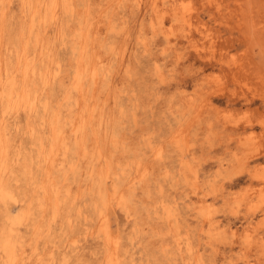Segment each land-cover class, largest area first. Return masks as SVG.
I'll list each match as a JSON object with an SVG mask.
<instances>
[{"label": "rangeland", "instance_id": "rangeland-1", "mask_svg": "<svg viewBox=\"0 0 264 264\" xmlns=\"http://www.w3.org/2000/svg\"><path fill=\"white\" fill-rule=\"evenodd\" d=\"M0 81V264H264V0H0Z\"/></svg>", "mask_w": 264, "mask_h": 264}, {"label": "bare ground", "instance_id": "bare-ground-1", "mask_svg": "<svg viewBox=\"0 0 264 264\" xmlns=\"http://www.w3.org/2000/svg\"><path fill=\"white\" fill-rule=\"evenodd\" d=\"M52 21V20H51ZM79 51V53H77V56H76V58L75 59H77L75 62L77 63V65H78V68H80L81 67V69H82V73L81 74H79V77H77V79L80 81V80H82V82H80V84H81V87L79 86V87H76L75 89H76V91L77 92H80L81 94H84V100L86 101V97H87V87H85V82H86V80L88 79V80H95V78H96V75H97V73L94 71V69H93V67L94 66H97L98 65V61L97 60H95L94 58H93V54H94V52H93V48L92 47H90V49L88 50L89 51V54L87 55L86 53H85V51L83 52V49H81V50H78ZM78 51H76V52H78ZM93 52V53H92ZM91 54V55H90ZM89 55H90V57H89ZM100 64V63H99ZM87 73V74H86ZM80 75H82V77H83V79H80ZM44 77V76H43ZM47 80V79H46ZM44 81V80H43ZM42 81V82H43ZM1 82V81H0ZM46 83V82H45ZM48 83V82H47ZM47 85V84H46ZM13 95V94H12ZM22 95H24L23 97H25V98H28L27 97V95H26V93H22V94H18V93H16V95L15 96H10L9 97V99L10 100H13V101H16V102H23V100H21V96ZM53 96V95H52ZM14 98H16V99H14ZM81 98H83L82 97V95H81ZM34 100H36V101H32L30 104H29V106L27 107V108H30L29 109V111L28 112H30L31 113V111L33 110V112H35L36 110H35V105L37 104V102H38V100H37V98L36 99H34ZM67 101H68V99H67ZM12 102V101H11ZM30 102V101H29ZM84 102V101H83ZM70 103V102H69ZM64 106V105H63ZM68 107V106H67ZM70 107V106H69ZM71 108H74V111H69V113H71V112H73V113H75L76 115H77V118H78V120H77V123H76V127H78V126H80V128L81 129H83V128H85V126H87V125H89V123H91L92 121V118H93V115L90 113V114H88V116L87 115H85V112H83V103L82 102H79V101H77V100H74L73 102H71ZM63 110V109H62ZM70 110V109H69ZM92 110V109H91ZM87 113H88V111H87ZM88 119V120H87ZM87 120V121H86ZM75 123V122H74ZM93 125V124H92ZM102 126V125H101ZM55 127V126H54ZM88 127V126H87ZM99 127V126H98ZM75 128V127H74ZM92 128V127H91ZM100 128V127H99ZM52 130L51 131H53L54 130V128H51ZM94 129V128H93ZM92 129V130H93ZM48 131V130H47ZM57 131H61V130H58L57 129ZM93 131H95V130H93ZM81 132V131H80ZM50 133V132H49ZM52 133V132H51ZM92 133H94V132H92ZM93 135V134H92ZM58 139H60L59 137H58ZM63 139V138H62ZM77 140V139H76ZM94 140V139H93ZM99 139L97 138V140H94V146L96 147V148H98L99 147ZM76 143V142H75ZM39 144H40V141H39ZM52 144H53V142H52ZM52 144H51V146H52ZM42 145V144H41ZM40 145V146H41ZM83 145V144H82ZM88 145H90V144H88ZM39 146V147H40ZM101 146V145H100ZM96 150V149H95ZM49 152V151H48ZM101 157H102V155H100ZM99 158V157H98ZM103 158V157H102ZM92 159V158H91ZM48 161V160H47ZM187 164V163H186ZM33 166V165H32ZM49 172V171H48ZM47 173V172H46ZM83 173V172H82ZM92 173H94V170L92 171V172H90V174H92ZM46 175H48V174H46ZM91 177H92V175H91ZM105 177V176H104ZM48 181V180H47ZM46 185V184H45ZM44 185V186H45ZM109 185V184H108ZM110 192V191H109ZM114 195V194H113ZM46 197V196H45ZM49 197V196H48ZM48 199V198H47ZM53 200V199H52ZM99 200V199H98ZM55 201V200H54ZM53 201V202H54ZM105 202V201H104ZM184 203V202H183ZM47 207V206H46ZM43 209V208H42ZM108 211V210H107ZM169 221V220H168ZM171 221V220H170ZM169 221V222H170ZM109 223V222H108ZM168 223V222H167ZM171 226H172V224L171 223H169ZM174 227V226H173ZM172 228V227H171ZM175 229V228H174ZM111 231V230H110ZM170 231V230H169ZM172 232H173V229H172ZM112 233V232H111ZM174 233V232H173ZM178 235H179V233H178ZM179 237V236H178ZM12 239V238H11ZM182 241V240H181ZM11 242V241H10ZM8 243V242H7ZM9 244V243H8ZM6 248H9V247H6ZM11 248V247H10ZM9 252V251H8ZM9 254H13V252H9ZM114 254V253H113ZM5 257V256H4ZM8 257V256H7ZM112 258H110L111 260H113V256H111ZM12 259V258H11ZM109 259V258H108ZM114 261H116L115 259H114ZM108 262H110L109 260H108ZM113 261H111V263H112ZM110 263V264H111ZM115 263V262H114ZM118 264V263H117ZM187 264V263H186Z\"/></svg>", "mask_w": 264, "mask_h": 264}]
</instances>
